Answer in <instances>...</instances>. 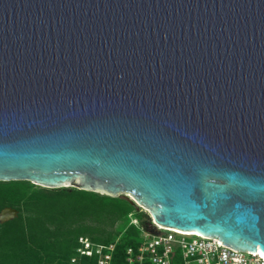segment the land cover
<instances>
[{
    "label": "water",
    "instance_id": "95a60500",
    "mask_svg": "<svg viewBox=\"0 0 264 264\" xmlns=\"http://www.w3.org/2000/svg\"><path fill=\"white\" fill-rule=\"evenodd\" d=\"M12 180L264 255V0H0Z\"/></svg>",
    "mask_w": 264,
    "mask_h": 264
},
{
    "label": "trees",
    "instance_id": "16d2710c",
    "mask_svg": "<svg viewBox=\"0 0 264 264\" xmlns=\"http://www.w3.org/2000/svg\"><path fill=\"white\" fill-rule=\"evenodd\" d=\"M5 207L16 208L18 215L0 221V264H97L87 256L72 262L81 236L116 242L114 263L125 264L128 247L141 242V228L151 230L150 214L136 204L75 187L0 181V213Z\"/></svg>",
    "mask_w": 264,
    "mask_h": 264
},
{
    "label": "built area",
    "instance_id": "2783aa9c",
    "mask_svg": "<svg viewBox=\"0 0 264 264\" xmlns=\"http://www.w3.org/2000/svg\"><path fill=\"white\" fill-rule=\"evenodd\" d=\"M131 222L138 224L130 214ZM116 242L103 244L88 236L79 237L76 263L80 257H96L97 264L114 263ZM125 264H264L260 252L238 251L223 244L218 238L202 236L174 228H141V242L128 247Z\"/></svg>",
    "mask_w": 264,
    "mask_h": 264
},
{
    "label": "rangeland",
    "instance_id": "374dc122",
    "mask_svg": "<svg viewBox=\"0 0 264 264\" xmlns=\"http://www.w3.org/2000/svg\"><path fill=\"white\" fill-rule=\"evenodd\" d=\"M35 187H42V186H39V185H35ZM141 209H143L142 207H139ZM144 210V209H143ZM151 229H158V226H156L155 224H153V219L151 218Z\"/></svg>",
    "mask_w": 264,
    "mask_h": 264
}]
</instances>
